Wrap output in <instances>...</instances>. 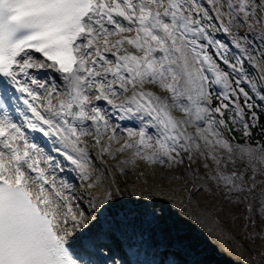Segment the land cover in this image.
I'll return each instance as SVG.
<instances>
[{
    "label": "snow or ice",
    "instance_id": "1",
    "mask_svg": "<svg viewBox=\"0 0 264 264\" xmlns=\"http://www.w3.org/2000/svg\"><path fill=\"white\" fill-rule=\"evenodd\" d=\"M262 106L264 0H0V264H167L100 244L116 204L163 198L118 179L137 160L264 240V143L229 135Z\"/></svg>",
    "mask_w": 264,
    "mask_h": 264
},
{
    "label": "bare ground",
    "instance_id": "2",
    "mask_svg": "<svg viewBox=\"0 0 264 264\" xmlns=\"http://www.w3.org/2000/svg\"><path fill=\"white\" fill-rule=\"evenodd\" d=\"M40 75L43 76L44 73ZM91 156L92 163L99 172H104L116 164L113 160H108L107 164L103 163L96 157L95 151L91 152ZM105 159L107 160V157ZM125 167L129 175L118 177V179L122 183L127 182L128 191H136L133 185L143 186V178L137 180L140 172L145 174L144 178L148 180L153 193L157 190L163 191V198L156 205L125 200L116 204L107 214V219L113 222L112 231L117 232L122 243L126 244L130 239L137 243L143 241L145 248L150 252L147 257L141 253L139 257L132 259L164 260L167 264H173V262L175 264H219L222 261L230 264H249L244 256L239 257L234 250L230 251L231 247L237 249V244L229 239V233L232 230L228 220L225 219L224 223L216 225L212 223V219L218 217H212L209 211V198L203 195L201 198L192 197L190 199L189 195L185 194L186 190L184 192L181 186L183 181L173 179L172 171L164 174L159 166H151L149 171L141 168L138 163L132 166L134 168L129 165ZM205 171L206 169H201V173ZM63 178L68 179L69 182L74 180V177L70 175ZM187 187L191 189L192 186L189 183ZM153 208L157 212L156 216L151 215ZM181 217H186V219L180 220ZM133 218H136L135 222H141L140 228L135 225L136 223H132ZM181 221L183 223L180 224ZM180 231L183 234H179ZM111 236L113 234L110 232L106 239L111 241ZM191 241L194 242L191 243ZM112 250L121 256L124 255V252H120L119 249L118 251ZM104 251L107 253L108 247ZM176 252L180 254V257L175 256Z\"/></svg>",
    "mask_w": 264,
    "mask_h": 264
},
{
    "label": "rangeland",
    "instance_id": "3",
    "mask_svg": "<svg viewBox=\"0 0 264 264\" xmlns=\"http://www.w3.org/2000/svg\"><path fill=\"white\" fill-rule=\"evenodd\" d=\"M250 71H251V69H250ZM120 123L122 124V126L127 125L128 127H132V126H136L137 122L125 120V121H122ZM233 145L235 146L236 144H233ZM224 155H227V153L225 152ZM137 163L141 166V168H144L146 171H149L150 170L149 168H151V166H148L143 161L137 160ZM199 163L202 165L203 161H200ZM209 163L211 164V161H209ZM129 166L132 167L133 165H129ZM193 167H196V165H193ZM132 168H134V167H132ZM159 169L164 174H167V173L169 174V170L167 169L166 166L160 167ZM201 169H203V168L201 167ZM178 173H179V175H184L183 168L179 169V171L176 174H178ZM201 174H203V172ZM70 176L74 177V180H71V183L75 186V188L78 190H83L84 185L80 181L79 176L76 175L75 173H72ZM181 186L183 187V184ZM183 191H184V189H183ZM185 194L188 195V192L186 191ZM199 197L200 198L203 197V194ZM208 200H209V211L213 215V216L212 215L211 216L214 217V216H216L215 205L213 204V202L210 198ZM184 218L186 219V217H181L180 220H182ZM217 219L213 218L212 223H214L216 225L218 223H224L225 222V217L223 216V214H221ZM135 220H136V218L135 219L133 218L132 223L133 224L136 223L135 225H137V227L140 228L141 222L140 221L135 222ZM180 220H178V221H180ZM226 220H228V219H226ZM228 222H229V224H231V230H232V232L229 233V236H230L229 239L233 240L235 242V244H237V249H234L233 247H231L230 251L233 252V250H234L235 254L239 257L244 256V258L247 260V262L249 264H264V256L261 255V253L264 252V240H260L259 238H257L254 242L249 241L246 237L248 236V233L252 232V229H248L247 232H244L241 230L242 229V223H239V222L233 223L231 220H228ZM181 223H183V222L181 221L180 224ZM257 232H259V229H257ZM174 233H177V231H174ZM179 234H183V233L180 231ZM219 264H230V263L222 261Z\"/></svg>",
    "mask_w": 264,
    "mask_h": 264
},
{
    "label": "trees",
    "instance_id": "4",
    "mask_svg": "<svg viewBox=\"0 0 264 264\" xmlns=\"http://www.w3.org/2000/svg\"><path fill=\"white\" fill-rule=\"evenodd\" d=\"M258 115L260 116L259 126L251 129L252 135L250 137H244L242 130H234L231 134H229L230 137L235 136V139L232 141H245L254 146H256L257 141L264 143V109H258Z\"/></svg>",
    "mask_w": 264,
    "mask_h": 264
}]
</instances>
